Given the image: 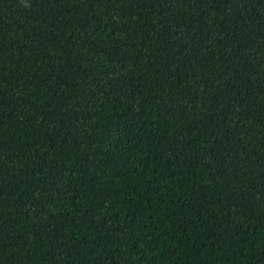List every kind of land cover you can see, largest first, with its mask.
<instances>
[{"label":"trees","instance_id":"16d2710c","mask_svg":"<svg viewBox=\"0 0 264 264\" xmlns=\"http://www.w3.org/2000/svg\"><path fill=\"white\" fill-rule=\"evenodd\" d=\"M0 264H264V0H0Z\"/></svg>","mask_w":264,"mask_h":264}]
</instances>
